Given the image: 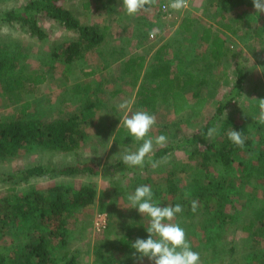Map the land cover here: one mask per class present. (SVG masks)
<instances>
[{"label":"rangeland","instance_id":"1","mask_svg":"<svg viewBox=\"0 0 264 264\" xmlns=\"http://www.w3.org/2000/svg\"><path fill=\"white\" fill-rule=\"evenodd\" d=\"M29 1L31 0H0V13L21 8ZM70 1L76 0H63L61 3L67 4ZM218 2L220 3L221 0H206L202 6L204 15L201 12L200 17L225 12L224 20L226 21L219 20L217 24L224 23L229 26L226 28L222 25L218 30L226 40L230 52H227L225 60L216 66L213 65L214 60L207 52V46L202 43L196 44L192 41V45L189 44V46L181 44L182 48L184 46V49L187 48L192 52L184 54L187 60H176L175 57H178V54L171 55L175 59V64L181 65L180 70L189 71V68L194 65L192 69H196L199 77L207 81L202 86L201 94L206 96L208 101L198 116L191 111L174 114L170 101L159 102L154 112L149 111L156 116V125L149 135L153 138L165 135L167 143L163 147L170 143H177L182 138L196 135L207 126L213 119L218 106L226 101V96L236 83L238 68H242L246 74L243 93L229 102L224 114L215 122L214 127L217 131L206 140L208 143L213 141L221 143L231 129L236 131L240 129L246 136V140L264 143V124L259 122L260 109L254 99L264 98V33L263 37L258 35L259 30L264 32V13L256 12L252 0L249 1V5L225 4L229 9L226 10L223 7L224 11L219 8ZM239 14L242 17L245 16V20L236 18ZM40 25L48 34V38L44 41L30 36L19 26L12 27L0 23V48L15 50L25 64L30 66V71L41 70L48 77L47 82L36 88L33 95L27 96V100L33 103L29 112L35 119L53 121L68 118L83 109L84 105H80V102L91 93V100L93 102L97 100V103L93 113L86 117L84 127L88 138L77 153L35 147L30 151L22 150L17 156L0 159V176L16 175L35 165H42L47 169L60 168L77 161H95L104 165L121 159L127 150L136 151L143 141L136 140L126 148L114 144L113 138L116 131L125 128L122 124L125 112L117 106L124 100L129 101V109L126 110L129 114L144 108L131 99L132 93L121 96L124 99L120 96L115 99L116 96H112L111 90L119 87L118 85H101L102 88L98 94L74 93L73 88L77 84H80L81 88L87 85H90L92 89L97 88L95 84L98 83L97 79H92L86 85L84 79L81 81L79 77H76L78 68H74L75 71L72 73L70 65L54 60L52 53L72 40V32L65 31L57 22L50 19H41ZM223 29L226 30L224 33ZM175 42L180 45L178 38ZM192 54L194 58L199 59L191 60ZM209 64L210 68L207 70L206 67ZM191 101L196 102V100ZM18 108L17 105H10L6 99L0 97V120L16 116L19 113ZM159 148L162 147L154 144V152ZM189 153L190 150L177 149L160 159L155 168L151 166L148 171L137 174L128 173L125 176L118 175L113 180L92 175L56 177L50 173L34 177L29 182L14 183L0 179V198L11 194V188L16 190L17 195H22L31 190L46 193L57 185L75 190L84 185H91L97 190L94 203L77 209L69 219L68 250L70 254L76 256L78 264H97V262L141 264L133 254L116 248L119 238L136 230L134 226L136 220L144 221L149 226L150 218L147 215H141L136 208H131L128 196L133 194L140 185L165 186L167 175L172 169L177 170L179 185L189 186L196 175L195 162L189 158ZM263 184V179L241 182L238 191L234 194L239 200L235 201L232 198L233 202L228 205V212L236 213L238 209L244 222H247V215L251 213L252 207L258 206V201L264 195ZM185 195L188 196V193ZM99 213L106 214L108 219L107 228L101 232L94 229V220ZM195 219L184 222L183 217L177 214L173 222L179 223L186 230L192 250L200 254L201 264H250L256 254H259L260 250L253 247L251 236L241 231L237 225H230L217 231L215 227L204 228L208 226L204 214L198 215ZM13 244V236L0 234V253L12 251ZM97 252H102L104 256H98ZM142 264H153V262L144 257Z\"/></svg>","mask_w":264,"mask_h":264},{"label":"trees","instance_id":"2","mask_svg":"<svg viewBox=\"0 0 264 264\" xmlns=\"http://www.w3.org/2000/svg\"><path fill=\"white\" fill-rule=\"evenodd\" d=\"M62 1L31 0L21 8L0 13V23L12 27L19 26L40 41L48 38L47 32L40 25L41 19L54 20L64 30L76 33L77 38L61 45L52 53L54 60L71 66L77 61H83L90 52L106 44V31L98 25L82 24L72 11L62 5ZM249 1L221 0L218 6L223 9L226 7L225 4L249 5ZM238 19L245 20V16H240ZM258 33L263 37V30H259ZM209 41L211 44L207 52L210 53V58L214 60L213 65L216 66L225 60L230 48L226 40L221 37L219 30L213 40L209 38ZM209 68L210 64L206 69ZM30 69L15 50L0 48V97L6 99L10 105L19 107V113L16 116L0 120V159L17 156L20 151H30L35 147L77 153L88 138L84 127L86 117L93 113L97 103V100L94 102L91 100V93H87L98 94L102 88L101 85L97 84L95 89L87 85L83 89L80 84H77L73 88L74 93L87 94L86 99L80 102V105H84L80 112L68 118L53 121L38 120L29 112L33 103L27 100V96L33 95L36 88L47 82L48 77L41 70L30 71ZM190 70H180V76L172 77L171 66L162 61L158 70L159 84H156L153 92L147 90L146 93L140 92L139 97L142 98L138 101V105L154 111L161 101L159 97L162 98L166 93L172 98L170 102L176 114L190 110L194 115H200L202 107L208 101L207 97L201 94L202 86L207 81L197 75L199 82L196 84L194 80L196 69H192L191 73ZM245 82L246 74L242 68H238L236 83L226 96V101L218 106L213 119L207 126L196 135L182 138L177 143H170L151 155L152 161L158 162L177 149L190 150L189 158L195 162L194 170L196 171L190 185L180 186L177 170L172 169L167 175L165 186L158 187L152 184L151 188L154 201L159 205H182L183 212L179 214L184 222L204 214L208 221L205 229L215 227L217 231H220L230 225H237L241 231L251 236L254 249L260 250L250 264H264V248H262L264 245V195L258 201L259 205L252 207L251 213L247 215V222H244L238 209L236 213H230L227 210L228 205L233 202L232 198L235 201L239 200L234 194L238 191L241 182L253 179L264 180V143L245 140V146L240 148L233 144L228 136L221 143L214 141L208 143L205 136L208 129L214 127L215 122L224 114L229 102L242 95ZM189 88L195 90L196 102L194 103H191L184 95L183 91ZM237 131L242 132L240 129ZM113 141L116 146L126 148L135 143L136 139L127 129L121 128L116 131ZM150 168L151 164L148 163L147 157L143 168L127 166L121 159L104 165L95 161H77L60 168L47 169L42 165H35L16 175L0 176V179L14 183L29 182L34 177L50 173L56 177L92 175L113 180L118 175L137 174L148 171ZM11 192L8 196L0 198V234L13 236L14 244L11 247L12 251L0 253V264H78L76 256H72L68 250L70 240L68 223L74 211L94 203L97 198L96 188L84 185L75 190L57 185L46 193L31 190L17 195L14 188H11ZM186 193L188 196L185 195ZM193 201L197 203L195 212L192 211ZM134 226L135 231H130L119 238L117 249L133 254L135 249L131 247V244L137 238H148L149 233L146 230L148 226L144 221L136 220ZM97 255L104 256L102 252H97ZM97 264H103V262H97Z\"/></svg>","mask_w":264,"mask_h":264},{"label":"crops","instance_id":"3","mask_svg":"<svg viewBox=\"0 0 264 264\" xmlns=\"http://www.w3.org/2000/svg\"><path fill=\"white\" fill-rule=\"evenodd\" d=\"M205 2L206 0H197L189 10L177 12L174 18H167L159 12L158 2L152 5L149 11H142L136 15L127 14L123 7V0H76L62 4L66 9L72 11L82 24L98 25L106 31L107 43L90 52L83 61L72 64V73L78 68L76 77H79L81 81L84 79L86 85L92 79H97L96 85H118L119 87L111 90L112 96H116L115 99L119 96L124 99L121 96L125 93H132L131 99L138 102L142 98L139 97L140 92H153L156 84H159L158 70L162 61L171 66L172 77L180 76L181 65L175 64V59L187 60L184 54L191 52L187 48L184 49V46L182 48L181 44L189 46L193 41L196 44L206 45L208 50V46L211 44L209 38L212 41L222 25L226 28L229 27L228 24H217L219 20L226 21L224 20L225 12L200 17L201 12L204 15L202 6ZM236 5L240 6L239 3ZM225 8L229 9L228 6ZM240 16L239 14L236 18ZM153 29H156L157 32L150 37L149 32ZM225 31L223 29V33ZM72 34V39L77 38L76 33ZM221 37L224 39L222 35ZM177 38L180 45L175 42ZM174 54H178L175 59L171 57ZM190 59L199 58H194L192 54ZM193 66L189 70H192ZM195 74L194 80L197 84L199 82L197 75L199 74L197 72ZM111 81L112 83H108ZM194 91L193 88L183 91L186 99L191 103H193L191 100H196ZM159 100L166 102L171 101L172 98L165 93L162 98L159 97ZM144 110L154 112L146 108ZM174 114L176 113L174 112Z\"/></svg>","mask_w":264,"mask_h":264},{"label":"clouds","instance_id":"4","mask_svg":"<svg viewBox=\"0 0 264 264\" xmlns=\"http://www.w3.org/2000/svg\"><path fill=\"white\" fill-rule=\"evenodd\" d=\"M157 0H123V7L128 15H136L140 12H147ZM257 13H264V0H252ZM172 10L180 11L188 7V0H170L168 5ZM157 30L149 32V36H154ZM260 109L259 122L264 124V98H254ZM125 112L122 120L123 126L130 135L138 141H143L136 151L127 150L121 157V161L127 166H139L143 168L145 158L153 168L158 166V162H153L151 155L154 152V144L163 147L167 143L165 135L153 138L149 135L156 125V116L143 109L128 113L129 101L124 100L117 106ZM121 123V121H120ZM217 131L215 127L209 128L206 138L209 139ZM228 139L236 146H245L246 136L231 129L228 132ZM111 147V146H110ZM131 208H136L141 215H147L149 226L147 239L137 238L131 247L135 249L134 258L141 262L144 257L153 264H201L200 254L192 250L191 244L187 239L186 230L179 223H174L177 214L183 212L180 204L175 206H161L154 201V193L149 185L138 186L133 194L128 196ZM197 209V203L193 201L192 211ZM139 254L138 256L136 254Z\"/></svg>","mask_w":264,"mask_h":264},{"label":"built area","instance_id":"5","mask_svg":"<svg viewBox=\"0 0 264 264\" xmlns=\"http://www.w3.org/2000/svg\"><path fill=\"white\" fill-rule=\"evenodd\" d=\"M196 1L197 0H188V7L187 8L182 9L180 11H175V10H172L170 7H168L170 0H157L158 10H159V12L164 14L167 18H174L175 14L177 12L189 10L191 5ZM107 222H108L107 215L103 214V213H99L94 220V229L97 232H101V231L105 230L107 228V225H108Z\"/></svg>","mask_w":264,"mask_h":264}]
</instances>
